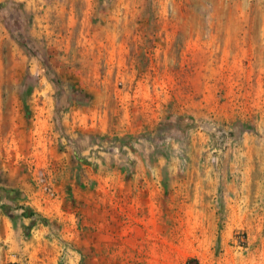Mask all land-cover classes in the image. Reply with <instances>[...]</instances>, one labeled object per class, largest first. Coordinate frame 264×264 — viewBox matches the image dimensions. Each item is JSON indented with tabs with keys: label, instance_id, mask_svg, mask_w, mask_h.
Wrapping results in <instances>:
<instances>
[{
	"label": "rangeland",
	"instance_id": "1",
	"mask_svg": "<svg viewBox=\"0 0 264 264\" xmlns=\"http://www.w3.org/2000/svg\"><path fill=\"white\" fill-rule=\"evenodd\" d=\"M190 258L264 264V0H0V264Z\"/></svg>",
	"mask_w": 264,
	"mask_h": 264
},
{
	"label": "trees",
	"instance_id": "2",
	"mask_svg": "<svg viewBox=\"0 0 264 264\" xmlns=\"http://www.w3.org/2000/svg\"><path fill=\"white\" fill-rule=\"evenodd\" d=\"M190 260H192V258L188 259L185 264H189Z\"/></svg>",
	"mask_w": 264,
	"mask_h": 264
},
{
	"label": "crops",
	"instance_id": "3",
	"mask_svg": "<svg viewBox=\"0 0 264 264\" xmlns=\"http://www.w3.org/2000/svg\"><path fill=\"white\" fill-rule=\"evenodd\" d=\"M24 192H25V190H24Z\"/></svg>",
	"mask_w": 264,
	"mask_h": 264
}]
</instances>
